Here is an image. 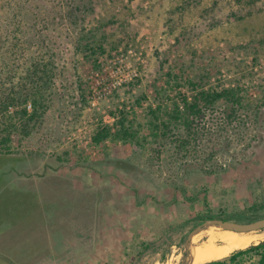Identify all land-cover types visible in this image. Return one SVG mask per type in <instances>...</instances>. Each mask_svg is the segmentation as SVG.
I'll use <instances>...</instances> for the list:
<instances>
[{"label": "rangeland", "instance_id": "rangeland-1", "mask_svg": "<svg viewBox=\"0 0 264 264\" xmlns=\"http://www.w3.org/2000/svg\"><path fill=\"white\" fill-rule=\"evenodd\" d=\"M88 30L103 47L95 64L77 49ZM37 59L39 124L21 137L4 129L11 109L0 119L9 149L33 156L2 177L37 207L20 218L7 205L0 264H185L192 231L215 227L187 233L194 219L264 217V0H0V100ZM187 82L237 88L243 106L226 119L219 101L183 150L151 138L150 110ZM117 118L139 144L90 141Z\"/></svg>", "mask_w": 264, "mask_h": 264}, {"label": "trees", "instance_id": "trees-1", "mask_svg": "<svg viewBox=\"0 0 264 264\" xmlns=\"http://www.w3.org/2000/svg\"><path fill=\"white\" fill-rule=\"evenodd\" d=\"M67 11V15L71 16V8H68ZM77 49H82V51L87 50L88 54H84V56H89L93 64L96 62L97 55L103 53L100 40L95 39L94 33L89 30L87 32H81L79 35ZM45 65L39 59L31 61L30 68L23 77L24 80L18 83L16 89H9V92L0 100V119H4L5 111L11 109V117L8 120L9 123L4 128L5 130L9 128L15 129L21 137H26L39 124L45 109L40 103V97L43 96V91L45 90L44 82L48 78ZM187 83L192 88L191 92L189 94L180 93L179 99L172 103L171 108L162 112L159 108L157 110H150L153 119L150 122L151 129L149 131L151 138H174L177 149L183 150L187 149L196 137V120L205 113L212 114L219 101H223V107L220 111L225 115L226 119L233 118L236 112L243 106V98L237 88H223L220 90H204L199 88L196 90V85L191 82ZM27 104H29L30 110H27ZM163 114L165 118H162ZM7 135L0 137V148L3 149L0 151L1 220L8 209L7 205L17 207V212L21 209L18 212L19 215L16 214L17 212H14L20 218L21 216L23 217V214L28 215L32 213L34 207H37V204L32 201L34 197L33 192L30 190L25 191L21 188V193L17 192L15 189H19V187H14L10 183L6 185V182H9V180L2 177L3 172L7 169L13 170L14 172L15 166L19 163L30 166L31 160L33 159L30 153L17 154L11 151L6 144ZM104 140L137 142L139 144L135 130L129 124L125 123L124 118L115 119L111 125L102 124L97 126L90 137V141L93 144H99ZM3 168L4 170H2ZM12 190L17 195L19 193V196H14ZM22 194L27 199H25V207H23L21 202ZM12 201L14 203H11ZM207 217L208 219L214 218L212 215H207ZM243 218L244 221L255 219L250 216H243ZM201 223L198 219H194L187 233L194 227L201 225ZM148 247H150V244H143V249ZM200 264H264V239L255 244H250L245 248L234 250L223 258Z\"/></svg>", "mask_w": 264, "mask_h": 264}, {"label": "bare ground", "instance_id": "bare-ground-1", "mask_svg": "<svg viewBox=\"0 0 264 264\" xmlns=\"http://www.w3.org/2000/svg\"><path fill=\"white\" fill-rule=\"evenodd\" d=\"M215 226L216 225H212ZM205 227V226H204ZM196 228L189 235V250L185 264H200L227 256L230 252L245 248L254 242L252 232L233 231L219 228ZM264 230V229H261ZM257 238V237H256Z\"/></svg>", "mask_w": 264, "mask_h": 264}, {"label": "water", "instance_id": "water-1", "mask_svg": "<svg viewBox=\"0 0 264 264\" xmlns=\"http://www.w3.org/2000/svg\"><path fill=\"white\" fill-rule=\"evenodd\" d=\"M201 224H215L223 229L246 232L250 230L264 229V217H260V218H257L251 221H245V222H235L231 220H225L222 218H211V219L204 220ZM180 264H184V263L181 262Z\"/></svg>", "mask_w": 264, "mask_h": 264}]
</instances>
